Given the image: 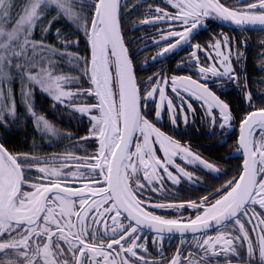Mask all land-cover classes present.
I'll return each instance as SVG.
<instances>
[{
    "label": "snow or ice",
    "instance_id": "6c2138e0",
    "mask_svg": "<svg viewBox=\"0 0 264 264\" xmlns=\"http://www.w3.org/2000/svg\"><path fill=\"white\" fill-rule=\"evenodd\" d=\"M141 2L25 0L13 16L14 0H0V129L22 121L14 82L20 84L24 114L49 143L71 140L75 133L38 114L36 89L51 99L53 111L58 105L87 125L86 134L59 153L14 152L0 143V264H264V100L253 103L244 71L245 30H264V0H160L164 7L148 5L141 9L148 14L128 25L130 10ZM49 12L55 15L47 18ZM209 17L237 26L239 38L220 32L207 43H192ZM61 19L73 31L57 28L56 40L48 43L47 33ZM37 25L39 40L33 39ZM138 27L147 31L126 35ZM150 33L155 34L150 41L133 47ZM154 45L163 46L151 54L153 63L189 47L177 69L192 65L188 71L195 78L169 76L164 65L138 78L134 56ZM72 47L79 50L69 51ZM259 48L257 55L264 58V39ZM65 58L76 75L61 72ZM222 81L238 85L251 108L238 118L234 151L242 159L231 166L229 178L208 184L205 195L179 198L175 189L182 181L201 187L189 166L217 179L227 171L157 123L166 108L177 131L179 119L187 125L185 107L195 116L191 101L198 100L211 131L218 124L225 136L237 117L209 86L214 82L219 88ZM84 143L92 150L76 155ZM166 182L172 189L164 187ZM176 236L180 243L165 256L164 239Z\"/></svg>",
    "mask_w": 264,
    "mask_h": 264
},
{
    "label": "flooded vegetation",
    "instance_id": "af4514ba",
    "mask_svg": "<svg viewBox=\"0 0 264 264\" xmlns=\"http://www.w3.org/2000/svg\"><path fill=\"white\" fill-rule=\"evenodd\" d=\"M137 2V1H136ZM157 3L160 4L161 7H164L163 3H160V0H142V2L139 5V8L136 10V17L135 20L137 19H142L144 15L148 14L145 13L143 11H141V9L147 7L148 5H152L155 6ZM171 10V9H169ZM131 18H132V14L130 13V19L128 21V25L131 22ZM207 21L210 22L211 24L217 25L221 28H225L227 30L230 31V34H239L240 33V29L237 26H233L227 22L224 21H220L219 19H217L216 17H209L205 20L204 24H202L199 28L196 29L195 34L192 37L191 42L192 43H207V33L210 32V30L207 29V27L209 26L207 24ZM156 27H166V25H156ZM147 31L146 28L144 27H138L136 28L134 31H131L130 33H127V36H138L141 32ZM245 33L247 34V36L249 37L248 40H250V43L252 44V41L254 39L255 35H259V34H264V31H257V30H249L246 29ZM153 35L150 33L149 36L145 37L143 40H137L135 42V45H133L134 47H138L141 44L147 43L148 41H150L153 37ZM171 42V41H169ZM163 45H154V46H149V47H145L143 51H147L150 52L151 54L156 53L158 51L159 47H162ZM181 52H186L184 54L181 55ZM191 52V49L189 47H187L186 45H182L179 49L174 50L172 53L167 54V56L163 57L162 59H156L155 62L152 64L155 65L154 70L158 69L161 65L165 66V72L171 76V75H192L193 78H195V73L189 72L188 71V67H192V65H188L187 67L184 68H180L179 70L177 69V65L178 63H180L182 60H184L186 62V58L188 56V54ZM200 59L202 61H204V56L201 55ZM206 62V61H205ZM149 67V66H147ZM248 67V66H247ZM246 66H244V70L247 74L248 80H249V70ZM204 82V81H201ZM209 86L212 87L213 91L217 92V95H219L221 97V99H224V94H222V90L220 88H217L216 85L214 84V82H210ZM223 84H221L220 87H222ZM235 96L237 95V92L234 93ZM193 103V107L196 109V115L192 116L193 117V123L192 124H188L185 125L183 123L178 124L177 123V131H173L172 129V125L171 123L169 124V126L165 127L164 125H161V129L162 131H169L171 132H177L180 133L181 131L184 132L186 140L185 142L180 141L182 144L183 143H187L190 148L195 151L198 152L200 155L201 153V149H205L206 152L205 154L207 156H209L210 158V162H214L217 164V166H219V164L222 163L221 161V156L222 154H220L222 152V146L223 145H227V141L230 138L231 142H235V137L238 135V116L243 114V112H237L238 110L236 109V107H234V105L232 104V106H230V108L233 110V115L237 117V120L235 121L234 127L232 129H229L227 134L225 136H221L219 134V125L216 126L217 127V131L213 132L211 131V129L209 130V128H207L206 124L201 122L203 117L201 115L203 109L200 107V104H198L199 107H196V104L198 103V100H194L191 101ZM229 105L231 104V102H229ZM245 111H247V108H245ZM184 127H186L184 129ZM223 141V142H222ZM236 145V143H235ZM208 147L209 149L207 150L206 148L203 147ZM218 154V155H217ZM203 156V155H202ZM204 157V156H203ZM237 158V155L235 156ZM206 158V157H204ZM177 163H181V161L178 159ZM237 163V161H235V164ZM190 171L194 172L195 175H197L198 177H200L201 180V187L199 188H189L188 187V183L187 181H182L181 182V186L176 188L175 191L177 192L179 198L182 199H193L196 200L198 199L199 195H205L206 192L210 191L211 189L207 186L208 184H212L213 186L218 185L219 183H222L223 180L229 178L231 175H233L234 173L232 171H227V175L226 176H221L218 179L214 176H210L207 174V172L205 170H191ZM165 188L168 189H172V185L169 182H166L164 185ZM170 197H165V199H169ZM159 214H164V213H159ZM169 214L171 215H175L177 213L174 212H169ZM180 214H186V213H180ZM146 233L148 230H145ZM210 234H214V231H210ZM194 241L192 240V237L189 236L188 237V243L192 244ZM180 243V238L179 236H176L174 239L171 240V242H169V240L167 238L164 239L163 241V247H162V251L164 253L165 256H170V254L174 253L176 250V245ZM148 245H149V251L153 252V248H152V241H151V237H148ZM155 255V253H154ZM151 258V257H150ZM209 264H214V262L210 261ZM215 264H224L223 260H219L217 262H215ZM233 264H237V262L234 260Z\"/></svg>",
    "mask_w": 264,
    "mask_h": 264
},
{
    "label": "rangeland",
    "instance_id": "374dc122",
    "mask_svg": "<svg viewBox=\"0 0 264 264\" xmlns=\"http://www.w3.org/2000/svg\"><path fill=\"white\" fill-rule=\"evenodd\" d=\"M24 2H25V0H14V9H13V13H12L13 16L16 15V10L20 6H22ZM249 2H251V0H249ZM228 3H231V0H228ZM48 15H50L52 17V16L55 15V12H49ZM12 22L14 23V20ZM207 24L209 25L207 27V29L210 30V32L207 33V39H208L207 42H209L211 40L212 35L216 34V33L225 32V33H228L231 36L229 30H227L225 28H221V27H219L217 25H214V24L210 25L209 21H207ZM36 29H37V26L35 28V31H36ZM38 32L40 33V30ZM232 35H235L237 38H239L240 33L239 34H232ZM245 35H247V34L245 33ZM34 36H35V32H34V35H33V39H34ZM261 39H264V34L261 33L259 35H255L254 39L252 41V44L250 43V40H248V42H247V44L245 46V49H244L245 52H246V55H247L248 50H251V51L256 50V54L253 56L254 60L250 63V61H247V59H246L245 62H244V66H246V64H247V66L249 68V73H250L251 70L254 71V77H251L249 75L248 91H250L252 93L253 103L256 104L257 106H260L262 100H264V95L261 94L262 92H264V84L261 83V79H260V78L264 77V58H262L259 55H257V53L260 52L259 42H260ZM81 55H83V54H81ZM57 59H59V58L57 57ZM150 61H152V60L150 59ZM144 64H149V62L142 63V68L147 69V68H145L143 66ZM60 66H66L67 69L70 70V71H66L64 73L72 74V75H76L77 74L75 72V70L72 68V66L67 63L66 58H65L64 63L60 64L58 67L60 68ZM60 70H61V68H60ZM139 74H141V73H139ZM141 77H143V76H141ZM253 80H255V81H253ZM221 84H223V86L219 87V88L223 91L222 94H224V96H225L224 100L226 102H228V99L232 101L233 100L232 97H233L234 93L237 92V95L235 97L239 98L238 100L241 101L242 105L245 108H247V111L251 110V108L247 105V103L243 99V90L238 85L233 84L231 82H224V81H222ZM13 87L17 91V96H16L17 111L22 116V121H18L17 124L14 125V126H21L23 124L30 123L31 126L33 127L31 117L24 114V109L20 105V102H19L20 101V97H19L18 90H19L20 84L18 82H14ZM36 90L40 91L39 89H36ZM167 91H168V95L171 96L172 93H171V90H170V86H169ZM198 104H200V101H198V103L196 104V107H199ZM230 106H232V104H230ZM236 109L239 111L238 108H236ZM185 113L188 116V122L187 123L188 124H192L193 123V117H192L191 114L187 113L186 107H185ZM201 122L205 123L207 125L206 127L209 128V130L212 128V125L210 124V122L205 120L204 118L202 119ZM177 123L178 124H180V123L185 124L183 119H179L177 121ZM169 124H170V118H169V115L167 113V109L165 108L163 110V113H162V122H158L157 123V127H160L161 125H164L165 127H167V126H169ZM217 126H218V124H217ZM185 128L186 127H184V129ZM34 130H35V128H34ZM60 130L63 131V129H60ZM35 132L37 133L36 130H35ZM64 132H67V131H64ZM165 132H168V131L166 130ZM169 133H172V135L174 136L175 139H178V140H180L182 142H185V140H186L185 134L182 131L180 133L169 131ZM37 135H38V139L34 143V145L32 147V151H31L30 154L35 153L37 155H46V154H52V153H59V152H62L66 147L67 148H72L73 147L72 141H75L77 139V137H83L84 136V135L83 136H79L78 132H76V134L73 137H71V140H67L66 139V140H60V141H57V142L49 143L40 134L37 133ZM169 135H171V134H169ZM231 140H230V138L228 139V141H227L228 143H227V145H225L226 147H224L225 148V153H224V155L221 156L222 163L219 164V166H217L218 168H224L226 171H231L230 170L231 166L235 165V156L236 155L237 156L241 155L239 152L234 151L236 145H235V142H231ZM0 143H1V139H0ZM81 148L82 149H88L90 151L92 150L88 143H84L83 147H81ZM203 148H206L207 150L209 149L208 147H205V146ZM52 149H53V151H52ZM200 149H201V153H202L201 155L206 157V159L210 160L209 156H207L205 154L206 150L202 149V148H200ZM83 152H84L83 154H76V155H86L87 154L84 150H83ZM222 152H223V149H222ZM182 166H184V165L182 164ZM190 169L191 170H198V168L189 166L187 170L190 171ZM200 170H202V169H200Z\"/></svg>",
    "mask_w": 264,
    "mask_h": 264
},
{
    "label": "trees",
    "instance_id": "16d2710c",
    "mask_svg": "<svg viewBox=\"0 0 264 264\" xmlns=\"http://www.w3.org/2000/svg\"><path fill=\"white\" fill-rule=\"evenodd\" d=\"M136 1L137 0H128V3H136ZM137 9L138 8H134V9L130 10V13L132 14L131 21L135 20V17H136L135 15H136ZM47 18H51V16L48 15ZM130 24H131V22L129 23V25ZM57 28H60L62 30V32H64V33H71L73 31V28L70 26V24L66 20L61 19L59 22L54 21L52 24V30L49 33H47V42L48 43H53L56 40V37L54 35V31ZM39 30H40V26L37 25V29L35 31L34 39H37V40L40 39V33L38 32ZM130 32L131 31H129L127 33H130ZM66 38L67 39H73L72 36H67ZM83 47H84V39L81 36L80 40H79V48L82 49ZM68 50L76 52L79 49H77L76 47H72ZM184 53H186V52H181V55ZM80 54H83V52H81ZM255 54H256V50H253V51L248 50L247 55H246L247 61H250V63H251L254 60L253 56ZM150 57H151V53L147 52V51H141L139 53V55L134 56L135 63L138 67V70H137V77L138 78L141 76H143V77L150 76L153 72L156 71V69L154 70L155 65L152 64V62L150 61ZM146 59H147V62H149V64H144L143 66L145 68H147V69H144V68H142V63H145ZM147 66H149V67H147ZM246 67H247V64H246ZM60 68H61L62 73L66 72V71H70L67 69L66 66H60ZM248 70H249V68H248ZM139 73H141V74H139ZM250 76L254 77V71L253 70L250 71ZM253 81H255V80H253ZM232 99H233L232 101L229 99H228V101H230L231 104L234 105V107L239 109L238 112H240V114H241V112H243V113L246 112L245 107L242 105L241 101L238 100L239 98L235 97V94L233 95ZM51 105H52V101L49 97H47L44 93H42L38 90L35 91V107H36V111L39 114H43L47 119H49L51 122H53L56 127H58L59 129H63V131L72 132L75 134H76V132H78L79 136H83L86 133V128H87L86 123L82 125L78 118L77 119L70 118L71 116L78 115V114L68 113L66 110L62 109L58 105L56 107V110L53 111ZM0 139H1V143H5V146L8 147L10 151L31 153L32 147L38 139V135L35 132L34 128L31 126V124L26 123V124H23L21 126H14L13 125L7 131H5L4 129H0ZM224 147H226V146L225 145L222 146L223 152L220 153L222 155H224V153H225ZM83 150L84 149L80 148L79 150L76 151L75 154H83L84 153ZM52 151H53V149H52ZM88 151H90V150H88ZM241 159H242L241 155H238L237 158L235 157V161H237V163H239Z\"/></svg>",
    "mask_w": 264,
    "mask_h": 264
},
{
    "label": "water",
    "instance_id": "95a60500",
    "mask_svg": "<svg viewBox=\"0 0 264 264\" xmlns=\"http://www.w3.org/2000/svg\"><path fill=\"white\" fill-rule=\"evenodd\" d=\"M227 23H229V22H227ZM229 24H231V23H229ZM231 25H233V24H231ZM233 26H235V25H233ZM246 29H249V30H257V31H264V30H261L259 28V26H248ZM189 236H191V235H189Z\"/></svg>",
    "mask_w": 264,
    "mask_h": 264
}]
</instances>
